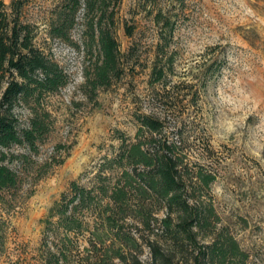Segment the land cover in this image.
Segmentation results:
<instances>
[{"label":"rangeland","instance_id":"1","mask_svg":"<svg viewBox=\"0 0 264 264\" xmlns=\"http://www.w3.org/2000/svg\"><path fill=\"white\" fill-rule=\"evenodd\" d=\"M1 1L8 9L11 0ZM62 6L61 0H26L20 12L36 25L34 44L59 65L66 82L13 106L19 127L36 113L44 131L32 149L6 150L17 155L6 164L18 184L0 191V264H54L60 252V264H85V247L109 239L96 218L97 190L96 199L73 211L70 230L53 208H64L73 182L106 186L98 180L111 171L105 162L122 141L144 139L136 137L142 115L159 120L158 137L174 145L186 166L182 180L202 207L213 209L201 233L223 229L247 253L248 264H264V0H105L97 13L118 54L109 82L96 88L86 81L98 50L83 9L68 39L48 33V17ZM160 68L168 74L153 82ZM199 174L212 176L207 188L197 184ZM128 197L127 207L135 209L138 196ZM149 210V229L128 220L123 230L159 237L161 206L153 202ZM95 229L98 237L90 232Z\"/></svg>","mask_w":264,"mask_h":264},{"label":"trees","instance_id":"2","mask_svg":"<svg viewBox=\"0 0 264 264\" xmlns=\"http://www.w3.org/2000/svg\"><path fill=\"white\" fill-rule=\"evenodd\" d=\"M25 2L11 0L7 9L0 0V89L1 84L6 83L0 94V191L15 189L18 184L17 173L6 164L17 155H8L6 150L22 144L32 149L37 134L44 131L36 113L26 127H19L12 113L14 104L33 96L38 100L44 93L56 92L66 82L59 65L34 44L36 25L21 19ZM61 4L62 8L54 9L48 17L49 35L68 39L82 8L87 29L96 39L98 50V63L93 73L86 75V81L93 88L106 85L114 70L118 49L107 24L102 23L103 16L97 13L105 0H61ZM167 74L166 68L153 71V82H160ZM160 129L158 119L140 116L136 137L144 139L128 144L122 141L118 153L105 162L111 171L104 175L99 173L98 180L99 183L100 180L108 181L106 186L84 188L73 182L71 197L64 208L58 210V205L53 208L59 216L57 222L67 230L73 228L76 222L73 211L96 199L93 192L97 190L96 218L110 237L107 241H91L90 248L85 247V264H248L247 253L223 229L214 226L209 235L201 233L208 226L213 209L202 207L191 193L194 187H187L182 180L181 173L186 166L181 156L174 152V145L158 137ZM116 168L119 172L113 178ZM197 177L201 188H207L213 180L210 175ZM131 192L138 196L135 209L127 207ZM153 202L159 203L163 214L155 220L159 237L151 239L149 235L125 232L123 225L128 220L136 227L140 224L145 229L151 227L149 207ZM131 211L135 213L131 215ZM80 225L77 224V228ZM90 232L99 236L96 229ZM144 246L148 251L146 260L142 258ZM53 256L54 264L65 259L63 252Z\"/></svg>","mask_w":264,"mask_h":264}]
</instances>
